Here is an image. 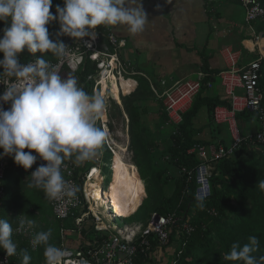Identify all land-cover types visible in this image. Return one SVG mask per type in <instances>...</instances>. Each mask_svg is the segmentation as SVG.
<instances>
[{
  "label": "clouds",
  "instance_id": "clouds-1",
  "mask_svg": "<svg viewBox=\"0 0 264 264\" xmlns=\"http://www.w3.org/2000/svg\"><path fill=\"white\" fill-rule=\"evenodd\" d=\"M63 3L53 15L51 0H0V21L6 25L0 39V77L7 79L0 102L10 103L8 110L0 109V149L4 155L14 156L15 164L25 171L39 157L45 163L32 172L27 187L42 190L49 201L66 198L71 203L77 189L63 178L62 165L71 160L75 166H81L99 157L107 132L96 123L106 113L107 102L98 94L86 93L74 77L62 78L58 65L44 59V54L50 53L61 61L70 55L61 36L76 41L86 36L94 40V30L100 26H126L129 34L136 35L143 32L148 17L142 5L133 6L132 0ZM52 22L59 24L55 41L49 38L46 27ZM25 49L33 55L40 53L41 58L21 64L19 56ZM258 187L264 191V180L258 182ZM35 226L32 219L21 216L15 231ZM12 235V225L0 219V249L6 257L18 254ZM51 236V229L37 232L30 240L31 247H43L45 264H65L71 253L49 243ZM258 250V239L250 236L243 246L234 242L224 259L264 264V256L257 260L253 255ZM19 255L22 264H30L27 250H20Z\"/></svg>",
  "mask_w": 264,
  "mask_h": 264
},
{
  "label": "built area",
  "instance_id": "built-area-1",
  "mask_svg": "<svg viewBox=\"0 0 264 264\" xmlns=\"http://www.w3.org/2000/svg\"><path fill=\"white\" fill-rule=\"evenodd\" d=\"M237 1L244 9V20L247 25L250 26L251 23L264 18V7L257 0ZM94 32V40L86 36L76 41L64 36L63 43L70 48V55L61 61H57V59L48 61L58 65L62 78L72 76L77 80L78 86L84 91H88L89 95L98 94L105 98L107 110L103 117L97 121L96 126L107 132L102 147L104 146L113 156L115 151L108 145V113L111 104H115L114 93L117 94L119 104L120 101L123 102V99H131L136 89V82L133 78L146 77L143 73L134 71L131 64L121 59V50L126 47V42L123 39H118L109 26H100ZM253 43L259 51H264V42L260 39V33L254 35ZM221 55L225 68L217 78L230 108L215 107L212 121L215 126L226 128L231 143L229 145L195 146L188 152L189 154L195 153L200 161L194 172L196 186L194 199L196 202H202L210 195L211 176L218 161L231 157L243 143L251 150L264 151V98L259 88L260 63L264 60V56L260 53L255 61L243 64L240 52L230 47L224 48ZM35 59L37 58L32 57L26 63L21 64L34 62ZM204 76L205 74L200 72L193 79L177 81L171 85L160 82V88L148 81L154 97L159 101L166 114L167 126L173 133L182 123L183 114L192 107L195 98L201 92ZM6 83L7 79L0 77V96L5 91ZM120 106L122 107V104ZM9 108L10 103L0 102V109L6 111ZM245 110L257 114L259 126L255 133L242 136L238 128L236 114ZM0 150L3 151V149ZM33 155L36 154L33 153ZM97 161L96 159L94 162ZM89 162L91 163V161ZM44 163L37 157L34 169L36 170ZM84 165L75 166L71 160H65L62 165L63 178L77 189L75 200L71 203L66 198L49 201L53 217L61 222L58 248L71 253L66 258L65 264H135V261L147 256H151L153 260L155 253L162 251L175 231L180 229L187 234L191 232L192 228L187 224H183L179 228L174 214L163 216L154 212L150 215L145 226L124 224L118 227L112 223L116 217L110 211L106 212L104 208L107 215V219H105L96 212L97 202L86 189L88 182H94L93 174L95 172L100 174V169L89 166L85 170L84 167L87 164ZM95 165L98 166L97 163ZM6 169L7 165L0 155V183L5 176ZM102 191L104 194L106 190L102 189ZM2 195L3 190L0 187V197ZM142 200L137 209L142 205ZM122 219L124 217L120 220ZM67 221L72 223V229L64 228L63 225ZM90 227L94 229V234L88 232ZM83 230L86 231V235H82ZM15 233L19 236H27L30 240L34 236V231L27 228L21 232L15 231ZM97 235H99V241L96 239ZM30 248L32 249L31 244ZM151 248L153 252L149 254ZM0 264L14 263L11 261V257H6L5 252H0Z\"/></svg>",
  "mask_w": 264,
  "mask_h": 264
},
{
  "label": "trees",
  "instance_id": "trees-1",
  "mask_svg": "<svg viewBox=\"0 0 264 264\" xmlns=\"http://www.w3.org/2000/svg\"><path fill=\"white\" fill-rule=\"evenodd\" d=\"M257 1L264 7V0ZM51 3L50 12L53 15H55V9L58 5L60 7L64 6L63 0H52ZM251 25H255L258 31H264V18L251 23ZM5 26L4 22L0 21V39L3 38ZM46 27L49 38L55 41V34L59 31V24L52 22ZM60 40L63 42L64 36H61ZM32 57L41 58V54L36 53L33 55L25 49L20 54L19 61L20 63H26ZM43 58L50 61L56 60L50 53L44 54ZM2 59L3 54L0 53V60ZM202 71L205 76L201 92L195 98L192 107L183 114L182 123L176 132L173 133L169 129L166 114L159 107L157 112L162 120L160 122L167 129L165 136L162 133L165 138L162 140L164 141L163 146L160 144L159 139L154 136L152 141L146 140L147 138L143 139L144 132L147 133L149 130L147 123L144 122V117L150 113L149 109L144 105V101H148L151 98H154L153 100L156 102L159 101L154 97L148 80L138 77L136 89L133 93L134 96L131 99H123L122 102L129 117L130 149L132 151L133 165L137 168L138 174L143 181L147 198L151 201L156 195L161 194L165 187L173 184L172 194L169 197H160V199L155 200L152 210L163 216L174 214L179 228L183 224H187L192 228L189 234L180 229L177 232L175 231L169 238V242L162 248V251H165L174 244L176 249L171 264H201L203 260L206 264H242V262L238 261H227L224 257L230 252L231 245L234 242L243 246L248 242L250 236H255L259 241V250L253 254L259 260L260 256H264V191H261L258 187V182L264 180V151L251 150L243 143L231 157L223 158L215 164L210 181L211 192L207 199L202 202H196L194 199L196 188L194 172L200 161L195 153L189 154L188 152L195 146H207L213 143L195 139L201 133V129H194L192 120L196 117L199 110L205 107L209 113L211 125H214L212 121L214 108L217 106L230 108L229 102L223 95L221 86L222 98L209 95L203 96L206 85L215 84L219 81L217 76L220 72L210 70L208 61L205 59L203 60ZM259 76V88L264 98V60L260 63ZM85 92L88 93V91ZM257 117V114L249 110L236 114V119L252 118L256 122ZM151 134L154 135L153 132ZM223 145L227 144L223 143ZM103 150L104 160L110 163V153L105 147ZM163 159L166 160L165 164L162 165L165 167L157 169ZM84 164L88 165L86 162ZM90 164L94 166L96 162L92 161ZM168 168L177 169L180 173V178L176 179L170 176ZM9 171L0 183V187L3 190V195L0 197V219L7 220L13 227L11 238L17 245L18 254L12 256L11 261L14 264H22V261L19 260L22 258L19 255V251L27 250L29 255L30 239L27 236H19L15 233L21 216L26 220H42L44 225L40 231L51 229L52 236L49 243L56 247L60 244L61 222L53 217L50 202L46 199L44 192L27 187L28 181L20 193L13 192V188L9 186L7 178L12 169ZM102 171L104 174H108L105 178V186L107 187L111 179V173L106 163L102 167ZM23 175L22 173L21 176L25 179ZM30 179L29 177L28 180ZM32 197H34L33 199H38L31 205L30 199ZM39 201L41 204H38ZM201 204L202 207L200 206ZM145 207L148 209L149 204ZM47 208L50 209L52 218L46 216ZM141 208L131 217L122 219L123 224L132 225L136 222ZM150 215L144 222V226L147 224ZM53 221L56 222V227L53 225ZM63 226L65 229L73 228L70 221L65 222ZM39 229L35 233L39 232ZM88 232L94 234V229L90 227ZM82 235H86V231L83 230ZM96 239L100 240L99 235H97ZM152 244L155 245L153 242ZM151 246L153 247V245ZM0 252L4 253V250L0 249ZM43 252L44 249L41 246V251L38 254L39 261L40 258H44ZM152 252L153 249L151 248L149 254ZM144 262H152L151 256L141 257L135 261V264ZM30 264L36 263L30 259Z\"/></svg>",
  "mask_w": 264,
  "mask_h": 264
},
{
  "label": "crops",
  "instance_id": "crops-1",
  "mask_svg": "<svg viewBox=\"0 0 264 264\" xmlns=\"http://www.w3.org/2000/svg\"><path fill=\"white\" fill-rule=\"evenodd\" d=\"M139 3L148 17L143 32L131 35L127 32L126 26L109 28L118 39L126 42V47L121 50V59L131 64L134 71L143 73L157 88H160V82L171 85L177 81L195 78L197 73L203 72L204 59L208 61L210 70L221 72L225 68L221 51L226 47L239 51L243 64L255 61L261 53L257 47L251 51L245 45L246 42L252 43L254 35L259 33L255 25L249 26L245 23L244 11L237 0H132L133 6ZM218 82L206 85L203 96L222 98ZM155 110L158 111L159 108L151 109L152 112ZM250 119H245L248 121L245 124L243 118H238L237 123L239 121L245 130V125H249ZM254 121L256 120L253 119V124L246 135L258 130ZM211 124L207 109L201 108L192 120L193 128L201 129V133L195 139L229 145L230 138L226 128ZM152 128L148 127L150 132L154 133V137L159 140L165 139L158 135L166 133L167 129L155 126ZM100 153L102 160L104 153L102 151ZM0 155L8 171L12 169L9 171V174H12L9 186L16 192L22 188V184H26L27 179L35 171L34 164L31 169L25 171L15 164L14 156L4 155L3 151H0ZM22 173L25 179L21 176ZM138 175L137 173V177ZM172 246L174 248V244ZM172 246L165 251H157L152 262L141 264H171V259L169 263L165 262L167 261L165 254L173 250Z\"/></svg>",
  "mask_w": 264,
  "mask_h": 264
},
{
  "label": "rangeland",
  "instance_id": "rangeland-1",
  "mask_svg": "<svg viewBox=\"0 0 264 264\" xmlns=\"http://www.w3.org/2000/svg\"><path fill=\"white\" fill-rule=\"evenodd\" d=\"M261 32H263V30H261V31H258L257 30V33H261ZM133 79L137 82L138 77H134ZM153 99L154 98L148 99V101H144V105L150 111L149 115H146V117H144V122L147 123V128L148 127H151V129H153L152 127L155 126V128L158 127L159 129L160 128L163 129V128H165V125L162 122H160L162 120L159 118L157 110H155L153 112L151 111V109L153 110V109L159 108V104L156 101H154ZM121 104H122V107L120 106ZM120 105L111 104V108H110L109 113H108L109 114V127H108V130H109V144L108 145L111 146V148L114 149V151H116V149L118 150V148H119V151L123 152V160L126 163L133 164V161H132V158H133L132 157V151L130 149V144H131L130 143V136L131 135H130V129H129V117H128V114H127V112L125 110L124 103H122V101H120ZM243 121L245 122V124L248 122L245 119H243ZM255 122L256 121H254L255 126L258 127L259 124L258 123L256 124ZM248 124L249 125H245V128L246 129L243 130V128L240 126V123L238 121V128L241 131L242 136H246V133H248L249 128L253 124V119H250ZM159 129H157V131H159ZM150 131L151 130H148L147 137H146V132H144L143 139H146L147 138L146 140L152 141L153 135L151 134ZM157 131H156V134H158ZM250 131H251V129H250ZM163 135L165 136V133ZM163 135H161V133H160L158 136H163ZM159 142L162 145L164 143V141H162V140H159ZM103 148L104 147H102L101 150L104 153ZM109 153L111 155V152H109ZM101 157L102 156L100 155L97 158L98 161L96 163L98 164V166H96V165L92 166L90 164V162H86V163H88V165H86L84 168L86 170L89 167V165H91V167H95V168L98 167L100 169L99 177H101L100 179L102 180L101 181L102 183H100V186H101V188L103 190H106V191H104V194H106L105 196H108V191H110L109 185H107L108 187L105 186V178L107 177L108 174H106V173L104 174L103 173L102 167L106 163L108 165V167L110 168V165L112 164L113 159H112V155H111L110 163H108V161L107 160H104V158L101 160ZM165 161L166 160L163 159V161L160 162V165H159L160 167L158 166L157 169L164 168L165 166H162V165L165 164ZM114 164H115V162H114ZM114 167H115V165H114ZM99 169H97V170H99ZM168 169H169V172H170V174H169L170 176H173L176 179L177 178H180V173L177 171V169H175V168H168ZM136 170H137V168H136ZM145 172H146V169H145ZM7 173H8V169L6 170V174ZM110 173L112 175V171L111 170H110ZM137 173H138V170H137ZM113 174H114V169H113ZM11 175L12 174H10L7 177L8 178V181H10ZM111 175H110V177H111ZM166 175H167V173H166ZM169 175H167V176L169 177ZM138 179H139V177H138ZM19 180H21V179H19ZM139 182H140V180H139ZM139 185L141 187L142 186V183L140 182ZM25 186H26L25 183L22 184L21 185L22 188H20L16 192H19L20 193L25 188ZM144 189L140 190L141 199H143L142 200V205L143 206L142 205L140 206L142 208L140 209V212L137 215V221L134 222L132 225L144 226V222L148 219V216L150 215V213L154 212V210H152L153 202L155 200L160 199V197H169L172 194L174 188H173V184H170L168 187H165L163 189V192H161V194L156 195L155 198L152 199L153 201H151V200H149L147 198V193H145V190ZM33 198L34 197H32L30 199L31 205L38 199V198H35V199H33ZM140 202H141V200H140ZM38 204H41L40 201L38 202ZM148 204H149V208L147 209L145 206H147ZM104 208L105 207L101 205V206L96 207L95 209H96V212H98L102 217H104L105 219H107L106 218L107 215H106L105 211L103 210ZM135 211H133L132 213H135ZM132 213H130V214H132ZM46 216H48L49 218H52L51 211L48 208L46 209ZM128 217H131V216H128ZM128 217L125 216L124 218H128ZM120 219H121V217H116V218H114V221L112 223L113 224H116L118 227H121V225H124V224H123V221L120 220ZM33 221H35L36 227L31 228V230L34 231V235H35L36 234L35 232L38 230V228H40L39 229V232H41L40 230H41V228L43 227L44 224L42 223V220L33 219ZM53 225L56 227V222L53 221ZM176 247H177V245H176ZM172 249H173L172 251L171 250H170V252L167 251V254H165V259H167V261L165 260L166 263H169V259L172 260V257L174 255V251H175L176 248L174 249L173 246H172ZM40 251H41V247H37V249L35 251H33L30 248L29 256H30V258L32 259V261L34 263H36V264H45L44 258H40V261L38 260V254H39ZM19 260L22 261V258H20ZM201 264H206V262L203 260L201 262Z\"/></svg>",
  "mask_w": 264,
  "mask_h": 264
},
{
  "label": "bare ground",
  "instance_id": "bare-ground-1",
  "mask_svg": "<svg viewBox=\"0 0 264 264\" xmlns=\"http://www.w3.org/2000/svg\"><path fill=\"white\" fill-rule=\"evenodd\" d=\"M245 45L251 51L255 47L253 42H246ZM260 52L264 56V51L260 50ZM113 98L114 103L120 105L116 92ZM112 158L111 171L113 176L111 175L108 196H105L106 194H103L101 190V180L98 172L93 174L94 182H88L86 189L92 195L94 201L97 202L98 206L102 205L105 207L106 212L110 211L114 217H127L138 207L140 200L139 193L140 190L144 189V186L139 178L142 183L140 187L139 175L137 177L135 166L123 160V152L119 151V148L118 150L116 149Z\"/></svg>",
  "mask_w": 264,
  "mask_h": 264
},
{
  "label": "water",
  "instance_id": "water-1",
  "mask_svg": "<svg viewBox=\"0 0 264 264\" xmlns=\"http://www.w3.org/2000/svg\"><path fill=\"white\" fill-rule=\"evenodd\" d=\"M260 39L264 42V33L260 34ZM264 47V46H263Z\"/></svg>",
  "mask_w": 264,
  "mask_h": 264
}]
</instances>
